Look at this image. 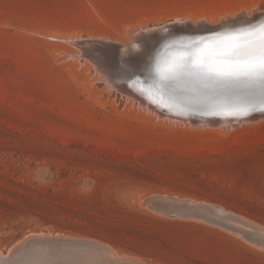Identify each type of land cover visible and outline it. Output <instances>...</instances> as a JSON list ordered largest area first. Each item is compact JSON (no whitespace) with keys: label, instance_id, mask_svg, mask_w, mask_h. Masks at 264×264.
<instances>
[{"label":"rangeland","instance_id":"1","mask_svg":"<svg viewBox=\"0 0 264 264\" xmlns=\"http://www.w3.org/2000/svg\"><path fill=\"white\" fill-rule=\"evenodd\" d=\"M255 6L264 0H0V253L37 242L39 258V243L61 251L63 238L85 241L80 264H264V118H159L118 88L113 50L96 63L71 42L126 45L142 26ZM161 196L226 214L180 217Z\"/></svg>","mask_w":264,"mask_h":264},{"label":"water","instance_id":"2","mask_svg":"<svg viewBox=\"0 0 264 264\" xmlns=\"http://www.w3.org/2000/svg\"><path fill=\"white\" fill-rule=\"evenodd\" d=\"M174 23H165L159 29H156L155 32L159 33L158 35L149 37L155 41L150 55L143 61L142 66L138 68L137 72L133 74L126 73V81L123 82L131 90L134 89V93H137L136 89L148 97L150 96L151 100L154 97L160 99V104L156 102L153 104L160 112L173 110L211 122H219L226 118L233 119L234 121L264 118V103H262V93L258 86H250L243 83L229 86L210 85L193 77L183 75L162 81L156 71L157 63L164 70L172 61L179 59L196 43L211 40L217 33L251 29L264 23V20L247 26L226 27L218 31L203 28L201 31H190L195 33L190 36L180 35L181 31L176 32V28L171 27ZM166 36L172 37L166 38ZM157 199L170 206H174L180 211H200L203 213L217 210L221 214V217L226 214L222 209L206 204L189 202L187 200L175 201L165 197H157ZM33 239V237H29L26 242H30ZM56 241L62 244L68 242L64 245L79 247H82L85 243V241H74L63 238L56 239ZM25 244V242L18 244L13 248L12 252L15 253L18 248H22Z\"/></svg>","mask_w":264,"mask_h":264},{"label":"bare ground","instance_id":"3","mask_svg":"<svg viewBox=\"0 0 264 264\" xmlns=\"http://www.w3.org/2000/svg\"><path fill=\"white\" fill-rule=\"evenodd\" d=\"M257 7L258 6H255L253 8V11H252L253 15L247 14V12L245 10H242L241 12L236 13L235 16H233V17L230 16L227 19L223 18L221 20V22H219V23H218V21H209L208 19H205L204 16L201 17L202 19L198 23H196L197 20L195 21V20H192L191 18L184 20V18H182V17H174L175 19L166 20V23L175 22L173 25H171V27H175L176 32L181 31V33H179V34L183 35V36H190L192 34H195V33L190 32V31H201V29H203V28L209 29V30H214V31L222 30L226 27L236 28V27H240V26L251 25V24L258 23V22L264 20V10L260 11L258 9L259 7L258 8ZM162 25H164V23L163 24L161 23L158 25L142 26L140 28H136V30L134 31L135 34L133 36V40L130 42H127L126 45H122V44L118 43L117 40H113V39H110L107 37H101L100 38L98 36H88L87 38H85V40H83L81 37H77L76 40H73V41H74L75 45H78V47L81 46L80 42L85 41L89 45V47L86 48V46H84L83 49L86 50V52L88 53V56H90L89 59H91L92 61H94L96 63L98 61V59H97L98 57L94 56V52H97V53L99 52L100 55H104L105 52L110 53V51L113 50V53H115L114 55H115L116 61L119 62L120 64H122V67L120 69L118 67L119 71L114 70L115 71L114 79L119 81V82L120 81L123 82V81H126L125 74L126 73L127 74H133L134 72H137L138 68L143 64V61L150 55V52L154 48L153 43H155V41L150 39L149 37L152 35H158L159 33L157 34V32H155V31H156V29H159V27ZM152 32H154V33H152ZM170 37H172V36H166V38H170ZM173 38H175V37L173 36ZM145 40L148 42V44H146L147 42H145ZM71 56H73V55H71ZM113 65H116V64H113ZM118 88L121 91H123L126 95H128L130 98L136 100L137 103L141 107H143V108L151 111L155 115H157V117H159V118L160 117H166V118L168 117L169 119L177 121V122H182V123L187 122L191 125L201 124L202 126L216 127L219 124L220 125L228 124L231 126L234 122L242 123V122H247V121H255V120L259 119V118H254V119H249L246 121H234L233 119H227L226 118V119H222L219 122H211V121H208V120L196 117V116L193 117L191 115H187L184 113H178V112L173 111V110L172 111L167 110V111L160 112L157 109V107L156 106L154 107V105H153L154 102H156L157 104H160V102H161L160 99L154 97L151 100L150 96L148 97L146 94H143L142 92L137 91L136 89H135V91L137 93H134V89L131 90L125 83H122L121 85H119ZM161 197H163V196H161ZM172 200H174V198ZM176 201H182V200L178 199ZM190 202H193V201H190ZM177 211L178 210H176V212ZM222 211H223V209H222ZM161 212H162V210H161ZM178 212L180 213V211H178ZM165 213H166V210H165ZM171 213H173V212H171ZM181 213L185 214V212H182V211H181ZM186 215H183V216H186ZM178 216L176 215V217H178ZM181 216H182V214L180 215V217ZM182 218H184V217H182ZM33 243H37V242H31L27 246V249L25 251L26 256H24V254H23L24 252H23V253H21V255L16 256L17 258L10 260V258L12 256H10V258H9V256H4L0 253V264H49L51 262L50 258L55 259L54 260L55 263L51 262V264H80V263H82V261H85L88 259V257L86 258V257L82 256L81 252H83L85 250L81 249V247H79V246H70V247L68 246L67 248L66 247L60 248L61 251H57V248H59V246L50 247L49 245H46L43 243H39L42 245V247H40V248L42 250H44L43 251L44 253L39 255V258H40L39 259L36 257L37 254L35 252H31V251L37 250V248L40 245L38 244L39 246H37V248L34 249V247L31 248ZM41 249H39L40 253L42 252ZM46 249H47L49 254L45 253ZM43 254L44 255L46 254L47 256L44 257ZM13 255H15V253H13ZM42 255H43V257H40Z\"/></svg>","mask_w":264,"mask_h":264},{"label":"snow or ice","instance_id":"4","mask_svg":"<svg viewBox=\"0 0 264 264\" xmlns=\"http://www.w3.org/2000/svg\"><path fill=\"white\" fill-rule=\"evenodd\" d=\"M156 71L162 81L189 76L210 85L258 86L264 103V23L251 29L217 33L196 43L179 59Z\"/></svg>","mask_w":264,"mask_h":264}]
</instances>
